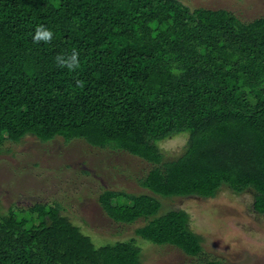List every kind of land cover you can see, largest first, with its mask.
<instances>
[{
  "label": "trees",
  "instance_id": "trees-1",
  "mask_svg": "<svg viewBox=\"0 0 264 264\" xmlns=\"http://www.w3.org/2000/svg\"><path fill=\"white\" fill-rule=\"evenodd\" d=\"M39 27L49 40H34ZM177 135L181 155L163 161L159 144ZM27 136L151 164L138 183L152 195L108 190L99 206L116 224L145 221L137 239L201 254L189 214H159L156 196L252 190L264 216V17L177 0H0V144ZM30 210L0 212V264H143L135 238L95 247L58 205Z\"/></svg>",
  "mask_w": 264,
  "mask_h": 264
},
{
  "label": "rangeland",
  "instance_id": "rangeland-1",
  "mask_svg": "<svg viewBox=\"0 0 264 264\" xmlns=\"http://www.w3.org/2000/svg\"><path fill=\"white\" fill-rule=\"evenodd\" d=\"M189 10H227L243 23L264 17V0H177ZM147 48L154 43L146 42ZM186 137L172 136L159 144L163 161L181 155ZM152 165L127 152L93 148L82 140L64 143L56 138L41 143L32 136L18 143L0 144V212L9 208L31 213L37 204L58 205L61 214L91 238L95 247L137 239L134 230L145 224H116L102 211L98 197L104 191L152 195L142 179ZM255 193L239 195L222 188L213 199L156 198L159 214L186 211L190 229L200 235L202 253L188 257L170 245L137 239L143 264H264V216L252 209ZM121 202H123V199ZM120 202V201H119Z\"/></svg>",
  "mask_w": 264,
  "mask_h": 264
},
{
  "label": "clouds",
  "instance_id": "clouds-1",
  "mask_svg": "<svg viewBox=\"0 0 264 264\" xmlns=\"http://www.w3.org/2000/svg\"><path fill=\"white\" fill-rule=\"evenodd\" d=\"M52 33L48 30H46L43 27H39L36 30V35L34 37V40H49L51 38ZM59 59V62L61 63V65H63L65 63V61L63 59ZM67 64L69 67H74L78 64L77 61V55L74 53L70 58H68L67 60Z\"/></svg>",
  "mask_w": 264,
  "mask_h": 264
}]
</instances>
